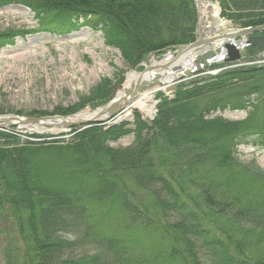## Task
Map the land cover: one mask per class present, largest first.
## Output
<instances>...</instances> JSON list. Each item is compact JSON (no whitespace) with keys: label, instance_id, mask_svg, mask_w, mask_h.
Segmentation results:
<instances>
[{"label":"trees","instance_id":"obj_1","mask_svg":"<svg viewBox=\"0 0 264 264\" xmlns=\"http://www.w3.org/2000/svg\"><path fill=\"white\" fill-rule=\"evenodd\" d=\"M58 1L57 5L26 4L38 15L40 11L44 14L45 18L40 17L41 31L63 34L82 25L99 29L106 45L118 49L132 68L151 54L162 55L168 48L193 43L197 38L194 0ZM211 1H218L223 17L237 27L264 26V0ZM56 8L65 17L51 20L50 10ZM9 35H0V47L13 44ZM180 86L172 99L161 95L159 113L152 122L137 118L132 126L107 131L93 128L47 145L23 141L0 130V189L5 196L9 194L6 198L17 213L27 212L25 225L34 237L33 261L169 264L179 257L182 264H264V213L256 220L248 215L258 209L248 208L250 201L230 189V182L216 181L214 186L202 188L192 182L194 186L185 179L194 171V164L181 166L177 172L180 164L171 166L166 157L174 147L175 156L189 155L198 162V156L204 157L213 144V151L222 152L224 164L264 183V169L256 160L245 162L238 155L240 147L264 151V138L244 132L238 122L213 117L226 111H246L250 117L262 107L264 67ZM132 135L131 145H112ZM224 140L227 147L216 144ZM48 154L55 158L50 167L43 161ZM126 177L149 192L161 209L159 221L149 220L125 193L120 195L134 222L163 226L165 241L151 249L134 248L123 238L101 235L90 219L88 203H105L117 197ZM247 222L255 226L254 232L245 229ZM170 237L171 245L166 241Z\"/></svg>","mask_w":264,"mask_h":264},{"label":"rangeland","instance_id":"obj_2","mask_svg":"<svg viewBox=\"0 0 264 264\" xmlns=\"http://www.w3.org/2000/svg\"><path fill=\"white\" fill-rule=\"evenodd\" d=\"M43 2L59 4L58 0H0V35L11 34L13 39L12 45L0 47V111H3L0 115L77 117L83 112L94 113L117 97L118 93L124 89L131 72L135 70L142 73L144 71V67L128 66L118 49L106 45L104 35L99 29L82 25L63 34L41 31L40 17L45 18L44 14L40 11L38 15V12L26 4L35 6V4L42 5ZM68 2L81 4L85 0ZM212 2L220 6L218 1ZM54 11L50 10V13L53 12L51 20L61 16L59 15L61 12H57L60 11L59 8ZM220 12L224 19L221 6ZM66 14L69 13L66 12ZM71 15L73 14L66 18ZM232 27L237 28L235 25ZM224 30L222 28L221 31ZM178 48L181 49L182 46ZM244 56L247 61L264 60V54L259 51H254L252 54L246 50ZM163 58L156 57L158 60ZM214 66L216 67L212 68L219 69L222 65ZM210 70L213 69L210 68ZM221 74L224 75V73ZM164 85L166 86L167 83ZM180 87L177 85L175 91H160L155 96V110L152 117L139 112L132 113L130 118H125L128 111L124 110L119 115L102 122L91 120L73 127L59 126L54 129L35 130L15 126L0 128V130L13 134L23 141L47 145L70 140L77 133L93 128L107 131L120 125L132 126L137 118L152 122L158 116L162 102L161 95L172 99ZM148 89L150 88L142 90L140 95ZM216 116L223 117L230 122H238L241 124L240 129L244 132L257 133L264 138V105L250 117L246 111L219 112L213 115V117ZM133 140L132 135L112 145L126 147L131 145ZM216 144L220 147H227L228 142L224 140ZM209 147L204 157L198 156V162L193 158L190 159L189 155L175 156V149L172 147L166 155L167 162L171 166L180 164L175 169L177 172H180L182 167L193 163L194 166L192 165L191 168L194 171L189 173L190 175L188 174L185 179L191 183L194 182L200 188H202L201 185L214 186L216 181L224 184L230 182V189L238 190L244 201H250L246 203L250 204L248 208L258 209L257 213H248L255 220L258 219V216L264 213V183L249 179L233 166L224 164L221 159L222 152L213 151V144ZM238 155L245 162L256 160L264 169V151H259L255 147H240ZM45 160V165L50 167L55 158L52 154H48L43 157V161ZM123 182L121 192L114 199L105 203H88V212L95 225V232L123 238L127 244L138 249H151L152 246H156L157 242H164L163 226L150 225L147 221L134 222L133 216L123 208L120 195L125 193L140 207L149 220L159 221V218H162V212L155 198L140 188L132 177H126ZM188 185L190 187V182ZM6 196L1 190L0 264H37L33 261L35 259L34 237L25 225L27 212L23 210L17 213L15 208L9 204ZM244 225L245 229L254 232L255 226L252 223L247 222ZM171 240L172 237L166 239L170 241V245ZM177 259L171 260L169 264L183 263L179 261V257Z\"/></svg>","mask_w":264,"mask_h":264},{"label":"water","instance_id":"obj_3","mask_svg":"<svg viewBox=\"0 0 264 264\" xmlns=\"http://www.w3.org/2000/svg\"><path fill=\"white\" fill-rule=\"evenodd\" d=\"M197 15L199 38L196 42L183 47L181 50H176L173 53L175 56L171 61L159 63L157 65H149L151 60L157 55L152 54L139 67H144V71L139 73V78L132 83L128 88L123 89L124 94L120 99L117 97L109 102L104 107L96 110L98 114L86 120V118L75 120L73 117H33L20 115H0V128L24 127L33 129H47L63 126L73 127L86 121L102 122L101 118L107 119L115 117L122 113L128 105L140 96V92L146 88H152L164 84L167 76H173L172 85L165 89L167 91H175L178 84H194L205 79L206 68L216 63H225L235 65L243 59V51L246 48H259L264 50V26L250 27L244 29H229L226 32H220L219 21H214L211 28L205 27V22L202 20V4L201 0H194ZM226 26H232L231 22H225ZM173 48H169L168 54L172 53ZM166 54L165 57L168 55ZM191 54L188 59L189 63L186 66L180 65L179 61ZM252 67L243 69V66L236 65L229 73L248 71ZM135 71V70H134ZM137 72V71H136ZM118 96V95H117ZM94 112V113H95ZM139 113V112H135Z\"/></svg>","mask_w":264,"mask_h":264},{"label":"bare ground","instance_id":"obj_4","mask_svg":"<svg viewBox=\"0 0 264 264\" xmlns=\"http://www.w3.org/2000/svg\"><path fill=\"white\" fill-rule=\"evenodd\" d=\"M201 4H202V8H201V12H202V20L204 22H207L208 24H212L214 21H219V25L221 26H226L225 23L223 21H220L221 17H220V8L218 5L210 3L206 0H201ZM175 54L170 53L168 54L164 60H162V64L169 62L172 60V58L174 57ZM191 57V54H188L186 57H183L179 62L180 65H182L183 67L186 66L189 61L188 59ZM152 65H157L161 62H158V60H152ZM220 74V70L219 71H214L212 73V76H218ZM139 78V73L136 71L131 72L128 75L127 81L125 83V88H128L132 83L136 82V80ZM174 77L173 76H167V78L164 80L165 83H167L166 86H170L172 85V79ZM166 86L164 84L159 85V86H155L152 87V89H148L147 91H145L143 94L140 95L139 98L135 99L134 102L132 101L128 107L125 109V111H128V113L126 114V116H124L125 118H130L132 113L135 112H140L143 113L149 117H152L154 114V110H155V102H154V98L157 94H159L160 91H164L166 89ZM165 92V91H164ZM124 94V91L121 90L118 93L117 99H120ZM99 111L95 112V113H88V112H83L81 114H79L77 117H75V120H79V119H83V118H91L93 117L92 115H96L98 114ZM102 121L107 120V118L104 116L101 118Z\"/></svg>","mask_w":264,"mask_h":264}]
</instances>
